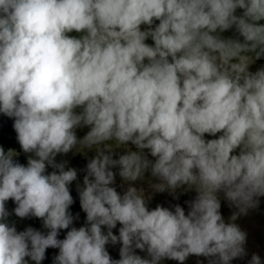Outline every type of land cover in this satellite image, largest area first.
Listing matches in <instances>:
<instances>
[{"label":"clouds","instance_id":"clouds-1","mask_svg":"<svg viewBox=\"0 0 264 264\" xmlns=\"http://www.w3.org/2000/svg\"><path fill=\"white\" fill-rule=\"evenodd\" d=\"M260 21L264 0H0V113L15 118L23 151L36 157L25 166L0 147V264H40L49 247L59 249L54 264H183L190 255L230 264L245 255L247 233L234 221L264 196V68L249 70L264 56ZM233 26L243 42L221 35ZM81 125L91 128L78 140ZM129 144L139 151L113 159V147ZM77 146L98 152L79 189L87 224L58 239L74 220L77 171L55 156ZM46 162L59 171L46 174ZM115 166L125 181L150 168L157 191L188 185L198 195L187 215L179 205L149 210L142 189L111 186ZM221 190L238 209L233 222L220 212ZM9 199L48 233L10 226ZM109 242L121 243L120 259Z\"/></svg>","mask_w":264,"mask_h":264},{"label":"rangeland","instance_id":"rangeland-1","mask_svg":"<svg viewBox=\"0 0 264 264\" xmlns=\"http://www.w3.org/2000/svg\"><path fill=\"white\" fill-rule=\"evenodd\" d=\"M237 13L243 14V9H237ZM159 21H154L152 27H155L158 25ZM260 23H264V21H260ZM148 25H141V30H147ZM83 33H78L73 31L72 33H69L70 36H75L79 38ZM145 43L154 46V40H152L151 37H148L145 41ZM249 55H253L254 53H249ZM171 59V58H169ZM261 68H264V56L260 57L259 59L255 60L250 66L249 70L251 72H255ZM77 112L81 111V109H76ZM91 126L81 125L74 129L76 132L78 140H82L83 137L90 131ZM222 133H217L215 136H212L210 134H205L206 140L216 139L221 135ZM115 143V142H112ZM101 148H103L108 153V149L104 148V145H101ZM131 149L132 151H139L134 145L129 144L128 146H120V147H113L111 150V153L113 155V159H119V156L122 154H126L127 151ZM144 155L154 162L156 159L155 157H152L150 154V150L144 149L143 150ZM239 149H236L233 154H238ZM28 154V153H26ZM98 152L95 147L88 149H79V146L74 148L70 155V159L66 162V165L69 168H74L77 171V179L72 181L69 185L70 193L73 197V204L70 206L69 211L74 217L72 225L69 226L66 230H60L58 233V239H64L66 238L67 232L71 230L72 227H82L87 224V214L83 211L81 204H80V195H79V189L84 187V177L87 175V164L89 161L97 156ZM20 155V152H14V156ZM111 170L115 173V181L111 185L116 188V190L123 195L124 192L127 190L130 186H135L138 189H142L145 195V198H153L154 197V191L155 189L153 187L154 184L159 183V178L153 177L151 174V169L145 171L143 178H140L136 181H125L120 175H119V166L112 167ZM167 189V188H166ZM169 193L171 194H177L179 192H183L184 194L188 192V190H193L195 192V187L189 188L188 185H184L182 187L177 188L175 191L171 189H167ZM198 193V192H197ZM218 198L221 203L220 212L222 216L224 217L226 222H233L230 220V217L233 215V213L238 212V209L230 204V202L227 200L225 193L221 190L218 192ZM259 204L256 208L249 209L247 214H240L237 216L236 220L234 221L241 230L245 231L247 233V240L245 244V252L246 254L234 258L230 264H249V262L252 259L253 254H256L260 257L261 264H264V196L258 197ZM118 225V226H117ZM115 229H112L113 233L117 236H119V228L122 226L119 222L117 223ZM102 231L107 234V227L102 226ZM121 243H111L109 242L106 245V249L109 252L112 259H120V248ZM135 252L137 255H140L142 258L150 259L148 256L147 250H140L135 249ZM59 249L49 247L46 249L45 252V258L40 262V264H54V258L58 255ZM26 260H28L29 264H36L35 261H32L30 257H26ZM209 259L204 256H196V255H190L185 262H198V263H209Z\"/></svg>","mask_w":264,"mask_h":264},{"label":"trees","instance_id":"trees-1","mask_svg":"<svg viewBox=\"0 0 264 264\" xmlns=\"http://www.w3.org/2000/svg\"><path fill=\"white\" fill-rule=\"evenodd\" d=\"M237 15H242L241 13H236ZM224 38H233L239 39L243 42V37L239 35L235 26L231 29L226 30L225 32L221 33ZM147 62V61H146ZM14 117H9L3 113H0V147H2L7 153L9 150L13 152H20V155L14 156L13 160L16 163L23 164L27 166L29 157H35V153H28L23 151L18 139H17V132L14 128ZM74 148L69 151L68 153H59L55 156V162L57 164L64 163L65 168L68 169L66 162L70 159V155ZM52 171H59V169L54 168L52 164L46 162V174H50ZM154 197L153 198H146V204L149 210L155 209L157 206H162L168 208L172 211L175 210V206L179 205L185 210V214L187 215L190 209V204L194 201L198 195L197 192L193 190H188L185 194L183 192H179L177 194H171L167 189L164 191H157L153 189ZM6 210L9 213L7 217V222L10 226L14 225L18 232L26 230L28 227H32L35 230H38L45 235L48 233L49 229L44 227L43 220L41 218H37L34 216H28L25 218H20L15 215L14 209L17 207L14 200L9 199L5 202ZM118 226V225H117ZM117 228V227H115ZM114 228V229H115ZM66 230V229H62ZM159 264H181L180 261L164 258L159 261ZM183 264H209V263H198V262H185Z\"/></svg>","mask_w":264,"mask_h":264}]
</instances>
